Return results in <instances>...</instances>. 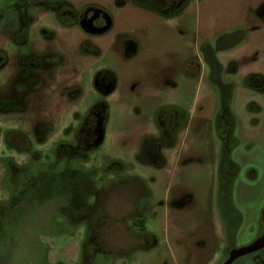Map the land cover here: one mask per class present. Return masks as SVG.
Listing matches in <instances>:
<instances>
[{
    "label": "rangeland",
    "instance_id": "rangeland-1",
    "mask_svg": "<svg viewBox=\"0 0 264 264\" xmlns=\"http://www.w3.org/2000/svg\"><path fill=\"white\" fill-rule=\"evenodd\" d=\"M54 1L60 0H45ZM67 1L77 11L101 5L111 14L113 28L94 37L77 25L50 24L48 47L37 48L39 55L44 54V66L33 77L19 66L18 50L7 40L10 30L31 10V2L0 0V48L6 52L0 67V96H11L27 108L51 91L58 92L62 83L81 85L77 111L67 106L59 126L72 127L93 102L103 98L94 89L93 74L108 68L116 86L106 97L110 108L105 139L86 157L58 160L53 133L34 143L36 128L28 124L39 123L48 109L49 115L56 114L53 100L24 111L19 122L36 153L12 154L19 167L14 176L0 160V264H223L233 250L261 239L264 0H190L169 17L139 9L132 0ZM238 29L244 31V39L216 52L222 80L233 85L230 109L238 139L231 152L239 166L232 197L242 218L229 241L217 202L221 146L215 120L220 95L209 81L199 43L213 45L221 35ZM116 31L128 32L138 44L137 52L122 57L111 47ZM84 41L92 42L102 55L86 52ZM250 76L261 77L263 85L247 86ZM25 78L33 79L28 81L32 90L15 93L17 83ZM166 105L180 107L185 116L173 144L159 147L163 166L135 160L141 139L158 135L156 112ZM18 115L0 116V121ZM113 160L120 164L111 166ZM134 176L141 178L140 184ZM182 196L189 201L179 206L177 198ZM139 212L143 228L132 220ZM232 264H264V248Z\"/></svg>",
    "mask_w": 264,
    "mask_h": 264
},
{
    "label": "flooded vegetation",
    "instance_id": "flooded-vegetation-1",
    "mask_svg": "<svg viewBox=\"0 0 264 264\" xmlns=\"http://www.w3.org/2000/svg\"><path fill=\"white\" fill-rule=\"evenodd\" d=\"M28 1L31 2V10L22 17L21 24H16L10 30L11 32L8 34L7 40L18 50L17 63L19 66L24 69L27 75L33 77L38 74L44 66V54L39 55L40 53L37 48L39 46L48 47V38H51L50 24L56 23L60 27L77 25V27H79L84 34H86V36L88 35L94 37L109 33L113 28V18L111 14L101 5H91L87 6L85 9L77 11L73 8L72 3L67 0L54 1L53 4L52 2L48 4L45 0ZM189 1L190 0H132V2L139 9L151 11L163 17L174 16L180 13ZM123 5L124 2L121 1L119 6L121 7ZM1 20L2 18L0 15V21ZM112 37L113 40L110 42V46L112 47V45H114L113 48L122 57L129 56L133 51L137 52L138 44H136L132 38L129 37L128 32L116 31ZM86 44H88V48H85V50L87 49L86 52L90 50L95 56L102 55V50L94 47L92 42L84 41V45ZM199 44V50L201 52L202 46L210 43L204 41ZM34 47H36V50ZM201 55L204 62L202 52ZM5 61L6 52L0 48V67ZM29 80H32L33 82L32 78H25L22 83H17L18 88L15 89L14 92L17 93L18 91L20 93H24L31 91L32 88L30 87L31 83H28ZM67 85L68 84L66 83H62L58 87V92H55L56 90L51 91L47 97L42 98L53 100L58 108L56 114L49 115L50 110L48 109L44 111L46 117L41 119L39 123L35 121L28 123L31 124V127L35 126L36 128L34 143H40L46 140L48 135L53 133V136L56 137L53 143V153L57 156L58 160L71 159L76 156L78 157L79 155L86 157L89 151L82 147V143L84 145L94 144L97 147L103 143L110 108L106 97L112 94L116 86V82L113 72L108 68L97 70L93 74V85L94 89L100 93L103 98L93 102L88 107L84 115L79 118L72 127L63 126L62 128H59L61 123L64 121V109L69 106L76 110L74 106L81 97V85L73 84L68 87ZM54 93H58V95H54ZM10 97L11 96H0V116L6 117L9 114H13V112H18L20 115L4 123L3 121H0V160L5 163V168L7 167L6 169H8L6 171L10 172L14 176V174L18 172L19 167L12 154L21 152L23 155L28 153L29 155H35L36 153L35 150H32L33 142H31V139L27 135L25 125L19 122V120H21L20 116L24 113V111L29 109L32 110L36 106L38 107L41 105L45 99L42 102L40 99V101L29 104L27 108H22L14 100V98ZM98 104L99 106H97ZM93 107L97 108L94 109V115H91ZM180 110L181 108L176 105H166L157 109L155 120L159 122L160 126H158V135L154 136L152 134H147V136L154 137L156 140L162 139V136H165L166 139L173 138L175 140L177 131L184 122L185 112ZM73 112L75 113V111ZM50 117H52L51 120L48 119ZM55 127H57L55 130H58L59 128L58 134L54 133L55 130L52 132V129ZM142 140L143 138L141 139L139 148L135 153V160L137 161H140L139 153L142 149ZM160 146L162 145L158 144V148ZM110 163L111 166L114 167H117V165L120 164V162L116 160H113ZM134 177L140 184L141 178L139 176ZM177 199H180L177 200V202L180 201L179 204H177L179 206L186 205L189 201L186 196H182ZM174 201L170 202L171 205H173ZM2 210L3 208H1L0 211ZM132 220L141 224V228H143L144 218H142L140 212L138 215H133ZM235 261L236 259H234L230 264Z\"/></svg>",
    "mask_w": 264,
    "mask_h": 264
},
{
    "label": "trees",
    "instance_id": "trees-1",
    "mask_svg": "<svg viewBox=\"0 0 264 264\" xmlns=\"http://www.w3.org/2000/svg\"><path fill=\"white\" fill-rule=\"evenodd\" d=\"M244 36V31L238 29L220 36L214 45L205 44L201 48L204 62L208 67L209 81L218 89L220 95V109L215 120L216 131L221 146L217 170V202L229 240H233L242 218L241 213L234 205L232 197L233 183L238 173L239 166L232 160L231 152L237 146L238 139L233 135L235 118L230 109L233 85L222 80V64L217 59L216 52L236 46L244 39ZM231 69H233V66H231ZM245 84L250 87H261L263 85V79L261 77L250 76L245 80ZM97 106H99V104ZM96 108L97 107L92 108L91 115H94V109ZM180 111H182V109ZM173 142V138L166 139L165 136H162L160 140H156L151 136H145L142 140L139 160L144 163L152 164L155 167L163 166L164 157L159 151L158 144L162 146L165 144L166 147H169ZM82 147L87 151H92L97 148L94 144L84 145L83 143Z\"/></svg>",
    "mask_w": 264,
    "mask_h": 264
},
{
    "label": "water",
    "instance_id": "water-1",
    "mask_svg": "<svg viewBox=\"0 0 264 264\" xmlns=\"http://www.w3.org/2000/svg\"><path fill=\"white\" fill-rule=\"evenodd\" d=\"M262 247H264V235L261 237V239L257 240L255 243L249 246L233 250L229 258L223 264H230L234 259L250 252L256 251L258 249H261Z\"/></svg>",
    "mask_w": 264,
    "mask_h": 264
}]
</instances>
